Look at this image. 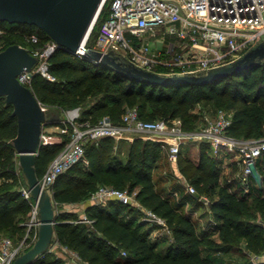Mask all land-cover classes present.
Masks as SVG:
<instances>
[{
    "label": "trees",
    "instance_id": "1",
    "mask_svg": "<svg viewBox=\"0 0 264 264\" xmlns=\"http://www.w3.org/2000/svg\"><path fill=\"white\" fill-rule=\"evenodd\" d=\"M107 12L106 2L88 47H92L97 25L106 18ZM1 29L5 32L0 33V51L13 44L28 50L41 49L50 40L32 25L0 22ZM31 33H36L40 41L28 48L26 35ZM49 72L56 78L54 82L40 75L32 77L29 88L37 101L43 104L50 99L59 104L64 101L67 106L80 109L81 121L96 122L108 116L119 123L125 109L135 107L143 120L179 119L182 129L188 132L193 107L212 101L217 108L229 109L232 114L227 128L229 136L258 139L264 135V61L201 86H162L134 82L104 65L56 49L49 58ZM46 112L48 120L44 127H64L63 118ZM16 133L12 106L6 105L4 97L0 96V234L9 236L14 243L24 237V223L31 210L21 193L27 184L20 175L18 155L11 142ZM62 136L61 144L40 146L34 165L38 179L68 141L67 134ZM117 145L111 137L86 143L84 158L87 164L82 161L73 164L49 188L57 222L54 239L73 251L80 261L86 264H239L221 256L233 253L232 248L239 242L252 257L263 254L264 151L255 162L248 193L242 191L235 178L220 180L216 159L206 151L209 145L202 143L197 161L179 151L177 169L196 193L190 194L181 184L173 183L163 194L156 188L153 176L161 157V144L137 137L130 143L125 161L115 153ZM255 176L259 180L258 186L254 184ZM106 185L117 189L127 187L129 193H134L140 207L163 219L171 241L161 247V241L150 239V230L142 231L141 223L134 217L139 216L138 210L116 200H110L104 206L89 205L85 218L90 223L62 222L65 216L56 207L84 202L99 186ZM201 197L207 201L210 218L204 228L198 229L190 213L182 209L186 205L200 204ZM124 212L134 216L125 221ZM34 236L35 232L31 230L29 240ZM31 247L32 244L25 251ZM32 264L65 263L59 258H49L47 251Z\"/></svg>",
    "mask_w": 264,
    "mask_h": 264
},
{
    "label": "built area",
    "instance_id": "2",
    "mask_svg": "<svg viewBox=\"0 0 264 264\" xmlns=\"http://www.w3.org/2000/svg\"><path fill=\"white\" fill-rule=\"evenodd\" d=\"M106 2L107 16L98 23L93 45L88 47L87 43ZM262 40L264 0H103L93 26L84 39V47L101 53L112 51L140 69L160 76H173L205 74L212 68L235 61ZM26 41L35 45L40 38L36 33H31L26 35ZM56 49V44L49 40L41 49L28 50L36 58V64L18 75V81L28 88L34 75L54 82L56 78L49 72V58ZM83 53L79 50L74 55L82 57ZM41 107L46 111L45 107ZM231 117V113H221L214 122H208L207 128L198 136L207 139L213 154L226 148L235 155L234 178L242 191L248 193L255 162L264 151V135L258 139L229 136L227 128ZM61 122L64 127H60L58 135H50L43 126L40 136V143L48 145L61 144L62 135H68V141L39 179L48 193L57 177L73 164L79 161L87 164L84 146L88 142H96L104 137L119 141L128 139L133 133L155 135L159 137L155 141L167 150L170 160L176 162L182 140L190 135L182 129L179 119L143 120L135 107H127L119 123L108 116L96 122L81 121L79 108L66 110ZM180 184L186 192L196 193L184 178ZM21 193L31 208L29 219L24 223L26 233L17 243L9 237L0 238V264H12L37 238V204L28 187H23ZM110 200L122 205L140 206L134 199V193L111 186H99L89 197V201L96 205H104ZM146 214L149 220L165 226L163 219L151 211L146 210ZM83 221L90 223L85 217ZM31 230H34L35 236L29 240ZM260 257H264V252Z\"/></svg>",
    "mask_w": 264,
    "mask_h": 264
},
{
    "label": "water",
    "instance_id": "3",
    "mask_svg": "<svg viewBox=\"0 0 264 264\" xmlns=\"http://www.w3.org/2000/svg\"><path fill=\"white\" fill-rule=\"evenodd\" d=\"M103 0H0V22L32 25L43 31L57 49L69 54L84 51L82 57L96 65H104L113 72L134 82L146 85L183 84L201 86L223 79L240 71L258 66L264 61V40L260 41L235 61L198 75L160 76L140 69L114 52L101 53L84 47V39L99 13ZM36 58L18 44L0 51V96L12 106L17 133L12 139L18 155L17 164L26 179L33 201L37 204L39 225L32 247L20 254L12 264H32L51 247L54 239L56 214L51 194L42 188L35 172V156L39 151L40 136L48 114L42 109L33 92L17 77L29 71ZM251 264V263H249Z\"/></svg>",
    "mask_w": 264,
    "mask_h": 264
},
{
    "label": "rangeland",
    "instance_id": "4",
    "mask_svg": "<svg viewBox=\"0 0 264 264\" xmlns=\"http://www.w3.org/2000/svg\"><path fill=\"white\" fill-rule=\"evenodd\" d=\"M5 30L1 29L0 33H4ZM27 42V41H26ZM28 48H31L30 43L25 44ZM43 107L48 110L52 116H58L60 118H65V112L68 109H74L76 107H69L67 104H65L64 101H62L60 104L58 101L54 99L48 100L46 103H40ZM229 114L230 111L229 109L221 110L217 108L212 101L209 102H201L196 104L193 107V110L191 112V129L187 133L190 135L185 137L182 141L183 143L180 145L179 149L183 155H186L190 157L191 159L197 161L200 153V147L202 143H205L206 145H209L207 142L206 138L199 137L198 134L203 132L207 126L208 122H214V120L221 114ZM208 120V121H207ZM47 133H50L52 136H56L60 133V127L59 126H50V127H45ZM139 137L143 141H154L157 136L155 135H147V134H139V133H134L131 135L128 139H121L117 141V149L115 153L118 155L120 159L123 161L126 160L127 153H128V147L130 145V141L133 138ZM253 139V138H251ZM207 154L215 157L216 159V171L219 174V178L221 181L224 180H232L234 178L236 168H235V163H236V157L235 155L230 152L228 149L223 148L219 150L217 153L213 154L212 150L208 147H206ZM158 167L156 170L153 172L154 174V179L157 181V189L160 190L162 187H168L172 185L173 183H178L179 180V172L178 169L175 167V162L173 163L170 158L168 157V154L161 153L160 161L158 162ZM20 175L24 178L23 174L20 171ZM25 182L26 179L24 178ZM160 182V183H159ZM108 186V185H106ZM127 189V187H125ZM204 203L207 205V201L205 200L204 197H201V199ZM190 206H186L182 209V211L188 210ZM136 210H138L139 216H138V222L141 223V228L142 231L144 229L150 230V237L152 238V235L155 233L151 231L154 228H161L162 225L157 224L154 221H151L148 219L149 216L146 214V210L143 209L140 206H134ZM143 209V210H142ZM142 210V211H141ZM199 210V211H198ZM197 214L193 215V217H196V215H201L204 219V221L200 224H198V228L201 229L205 221L208 219V210L205 206H202V208H197L196 210ZM199 213V214H198ZM200 216V217H201ZM137 222V223H138ZM264 225V224H263ZM159 230V229H158ZM160 233L162 235H167L165 230H160ZM2 237H9L5 235L4 233L0 234V238ZM215 240H218L216 236H214ZM165 245L162 244V246ZM234 252L229 253V254H222L221 256L226 259V260H232L236 263L239 264H264V258L259 259L252 257L249 254H246L243 250V245L242 242H239L234 245Z\"/></svg>",
    "mask_w": 264,
    "mask_h": 264
},
{
    "label": "crops",
    "instance_id": "5",
    "mask_svg": "<svg viewBox=\"0 0 264 264\" xmlns=\"http://www.w3.org/2000/svg\"><path fill=\"white\" fill-rule=\"evenodd\" d=\"M134 134V133H133ZM132 134V135H133ZM137 138V137H136ZM159 137H157L156 139H158ZM135 138H133L130 142H132ZM155 141V140H154ZM157 142V141H155ZM159 143V142H158ZM209 144V143H208ZM210 146V144H209ZM211 149V147H210ZM212 150V149H211ZM161 153H165L167 154V150L166 149H162ZM160 161V160H159ZM174 163V162H173ZM159 164V163H158ZM235 166H236V163H235ZM175 167L177 168V165H176V162H175ZM179 172V171H178ZM154 176V174H153ZM179 180L181 181H178V183L180 184L182 182V176L181 174L179 173ZM221 180V179H220ZM154 181L156 182V188H157V181L154 179ZM160 183V182H159ZM254 184L256 186L259 185V180L258 178L255 176L254 178ZM170 187V186H169ZM169 187L167 189V187H162L160 188V190L163 192V194H165L168 190H169ZM89 205H92V203L88 200L84 201V202H79V203H74V204H63L61 206H59L58 208L56 207V210L60 213H63L65 218L62 220V222H74V223H86L83 221V218L85 217V210L86 208L89 206ZM105 205V204H104ZM103 205V206H104ZM186 206H190V205H186ZM185 206V207H186ZM202 206H205L208 210V213H209V208L208 206L206 205V203H204L202 200H201V203L200 204H197L195 206H190L188 210H185L186 212H189L190 215H191V219L197 224V227H198V224L201 225V223L204 221L203 217L201 215H196V217H193V215H195V213L197 212V208H202ZM133 207V206H132ZM143 210V209H142ZM141 210V211H142ZM199 211V210H198ZM197 214V213H196ZM199 214V213H198ZM134 215L133 214H129L128 212H124L123 213V219L125 221H127L128 219H130V217H133ZM201 216V217H200ZM209 216V215H208ZM135 218L138 216H134ZM210 216L208 217V219L205 221L204 225L203 226H206L208 224V220H209ZM87 224V223H86ZM204 228V227H202ZM201 228V229H202ZM159 229V230H158ZM199 229V228H198ZM160 230H165V232L167 233V235H162V233H160ZM151 231L155 232L153 235H152V238L150 237V239H155V240H159L161 241L160 243V246L162 247V244L165 243V245L167 243H169L171 241V236L170 234L168 233V231L166 230V228L164 226H162L161 228H154L152 229ZM150 235V234H149ZM163 245V246H165ZM245 252V251H244ZM226 254H229V253H226ZM247 254V253H246ZM48 257L49 258H59L61 259L65 264H86L85 262H82L78 259V257L75 255V253L65 247H62L55 239L51 245V247L49 248L48 250ZM259 259H262L264 257H257Z\"/></svg>",
    "mask_w": 264,
    "mask_h": 264
},
{
    "label": "bare ground",
    "instance_id": "6",
    "mask_svg": "<svg viewBox=\"0 0 264 264\" xmlns=\"http://www.w3.org/2000/svg\"><path fill=\"white\" fill-rule=\"evenodd\" d=\"M50 140H53V139H50Z\"/></svg>",
    "mask_w": 264,
    "mask_h": 264
}]
</instances>
